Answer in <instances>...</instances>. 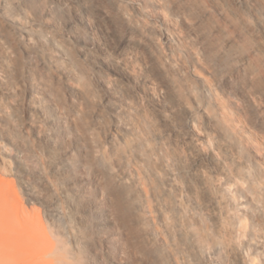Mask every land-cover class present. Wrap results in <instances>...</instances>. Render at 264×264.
Listing matches in <instances>:
<instances>
[{
    "label": "bare ground",
    "instance_id": "obj_1",
    "mask_svg": "<svg viewBox=\"0 0 264 264\" xmlns=\"http://www.w3.org/2000/svg\"><path fill=\"white\" fill-rule=\"evenodd\" d=\"M116 22L124 34L112 46L104 36ZM157 32L165 43H160ZM238 43L250 63L244 68ZM179 49L189 61L181 58ZM211 59L227 70L224 80L230 90L244 98L264 96V0H0V144L10 147L9 156L17 165L21 158L41 160L43 168L64 176L75 167L70 156L78 148L63 140L68 129L57 107L64 112L78 109L84 122L101 129L107 123L106 113L116 118L124 106L133 108L131 103L137 106L140 99L149 109L145 118L160 126H171L178 110L183 111L187 145L194 138L192 126L198 123L193 109L199 110L218 148L232 155L211 116L178 79L179 72L185 73L203 92L204 76L193 67L205 68ZM255 120L264 133V113L256 112ZM169 131L177 134L175 129ZM157 135L162 141L160 131ZM107 138L113 141L111 135ZM174 158L188 159L190 170L196 171L197 185L190 187L191 193L205 192L207 177L198 168L208 161V154L198 151ZM122 159L118 155L115 166L128 179ZM110 166L100 162L105 173ZM18 171L26 176L28 169ZM38 175L48 192L38 195L27 185L26 194L59 219L60 230L70 233L59 203L67 200L79 230L73 257L86 264L91 241L108 240L107 215L95 202L71 194L73 183H68L69 191H56L47 171L41 169ZM130 185L116 195L117 201L130 193L138 204ZM54 190L57 195L50 198ZM12 208L0 189V241L10 239L3 229L13 228L8 220Z\"/></svg>",
    "mask_w": 264,
    "mask_h": 264
},
{
    "label": "rangeland",
    "instance_id": "obj_2",
    "mask_svg": "<svg viewBox=\"0 0 264 264\" xmlns=\"http://www.w3.org/2000/svg\"><path fill=\"white\" fill-rule=\"evenodd\" d=\"M118 22L104 36L112 46L124 34ZM157 38L165 43L158 32ZM242 46L236 47L244 68L250 63ZM179 53L189 61L182 49ZM193 70L204 76L207 89L203 92L185 73L179 72L178 79L190 87V95L198 98L199 107L211 116L233 154L218 148L197 109H193L198 120L192 126L194 138L187 145L181 110L171 126H160L145 118L149 109L137 99V106H124L116 118L106 113L107 123L99 129L84 122L78 109L64 112L57 107L68 129L63 140L78 148L71 153L76 165L69 174L57 176L43 168L41 160L21 158L17 165L9 156L10 147L0 144V189L13 207L8 218L13 228L3 229L10 239L0 241V264H78L72 253L73 240L79 236L73 208L66 199L59 202L69 221L70 233H66L58 228L59 219L25 192L27 185L38 195L48 192L39 182L41 169L47 171L56 191H69L71 182V194L95 202L107 215L104 236L108 240L91 241L86 264H264V133L255 120L256 112L264 113V96L244 98L230 90L224 80L227 70L215 59ZM171 128L176 135L170 134ZM159 131L162 141L157 139ZM198 151L208 154V161L198 168V173L206 174L208 188L195 196L190 187L197 185L196 171L190 170L188 159L174 155ZM118 155L123 157L128 179L115 166ZM101 161L111 165L106 173L100 169ZM19 168H27V175ZM128 183L138 204L130 193L121 202L116 199ZM55 190L48 194L50 198L57 195Z\"/></svg>",
    "mask_w": 264,
    "mask_h": 264
}]
</instances>
